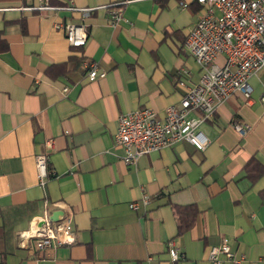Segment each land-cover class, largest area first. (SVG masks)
<instances>
[{"label": "crops", "instance_id": "crops-1", "mask_svg": "<svg viewBox=\"0 0 264 264\" xmlns=\"http://www.w3.org/2000/svg\"><path fill=\"white\" fill-rule=\"evenodd\" d=\"M52 2L0 0V264H210L208 249L221 240L245 255L240 264H264V171L251 176L264 167V67L249 77L250 100L234 94L200 125L204 150L179 140L126 163L113 140L117 117L148 106L162 117L184 93L178 80L199 78L184 42L201 6ZM116 5L123 15L111 25ZM64 22L85 24L83 46L68 43L56 27ZM91 60L105 76L88 78ZM232 120L250 129L241 136ZM39 152L52 170L43 186ZM144 195L147 204L129 206ZM186 204L198 213L178 233L175 206ZM64 208L72 244L41 255L18 245L33 219ZM170 239L179 260L170 259Z\"/></svg>", "mask_w": 264, "mask_h": 264}, {"label": "built area", "instance_id": "built-area-1", "mask_svg": "<svg viewBox=\"0 0 264 264\" xmlns=\"http://www.w3.org/2000/svg\"><path fill=\"white\" fill-rule=\"evenodd\" d=\"M125 2L136 0H124ZM192 0H178L181 8L189 6ZM201 6V14L189 29L185 47L200 68L196 82L181 77L178 84L184 87L179 104L166 107L162 117H158L151 107L136 108L117 117L114 143L123 148V160L136 164L146 153L171 146L179 140H186L195 148L204 150L208 138L200 125L214 112L217 106L234 94L250 100L249 77L264 67V0H193ZM39 8H50V0H38ZM108 17L115 25L122 18V5L113 6ZM62 29L69 44L83 46L88 38L84 23L64 22L56 24ZM222 56L220 63L218 57ZM90 79L105 76L94 61H84ZM185 73V72H184ZM64 90L67 89L65 86ZM264 100V91L261 95ZM193 115L192 113H196ZM233 128L244 136L250 124L232 120ZM38 183L44 185L52 170L49 155L39 152L35 155ZM150 200L144 195L140 200L129 203L135 208L139 203ZM75 240L71 211L62 209L56 220L50 218L49 210L33 219L28 229L17 234L19 246L33 254L41 255ZM167 250L172 261L182 258L172 239L167 242ZM210 264L232 262L240 264L243 253H236L230 244L221 240L210 245L207 252Z\"/></svg>", "mask_w": 264, "mask_h": 264}, {"label": "trees", "instance_id": "trees-1", "mask_svg": "<svg viewBox=\"0 0 264 264\" xmlns=\"http://www.w3.org/2000/svg\"><path fill=\"white\" fill-rule=\"evenodd\" d=\"M51 5H53V2ZM252 161L253 159H250L247 163V166ZM263 171H264V167L259 166L258 171L252 174L251 176L257 177V175H260ZM175 213L178 218V233H182L193 225L196 215L198 213V209L194 204L180 205V206H175Z\"/></svg>", "mask_w": 264, "mask_h": 264}, {"label": "water", "instance_id": "water-1", "mask_svg": "<svg viewBox=\"0 0 264 264\" xmlns=\"http://www.w3.org/2000/svg\"><path fill=\"white\" fill-rule=\"evenodd\" d=\"M61 213V210H54L51 212L50 218L56 220Z\"/></svg>", "mask_w": 264, "mask_h": 264}]
</instances>
